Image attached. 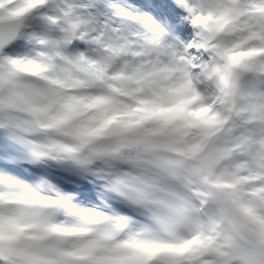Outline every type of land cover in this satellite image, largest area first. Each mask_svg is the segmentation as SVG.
<instances>
[{
    "label": "clouds",
    "instance_id": "1",
    "mask_svg": "<svg viewBox=\"0 0 264 264\" xmlns=\"http://www.w3.org/2000/svg\"><path fill=\"white\" fill-rule=\"evenodd\" d=\"M0 264H264V0H0Z\"/></svg>",
    "mask_w": 264,
    "mask_h": 264
}]
</instances>
